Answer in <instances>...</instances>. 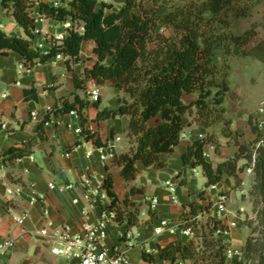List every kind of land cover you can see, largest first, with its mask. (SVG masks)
I'll return each mask as SVG.
<instances>
[{"label":"trees","instance_id":"16d2710c","mask_svg":"<svg viewBox=\"0 0 264 264\" xmlns=\"http://www.w3.org/2000/svg\"><path fill=\"white\" fill-rule=\"evenodd\" d=\"M261 0H126L119 9L106 13L111 5L98 7L99 0H62L50 5L42 0H1L6 14L21 24L27 37L7 34L0 28V54L11 51L23 57V65L32 68L62 55L67 68L73 71L72 62L80 60L82 44L94 41L96 61L78 74L74 71L76 89H86L90 80L99 84L110 82L123 92L117 106L98 108L95 122L128 116L131 147L113 157V164L121 168V175L129 188L120 200L114 176L109 172L103 186L109 195L110 207L116 212L119 223L128 227L139 224L140 212L124 208L135 205L131 195L143 193L133 184L139 174L138 161L155 168L167 165L163 154H172L179 145L185 128L184 115L196 107V120L208 130L203 137L194 139L182 153L183 167L178 173L180 183L186 185L194 169L201 167L207 177L206 186L216 185L226 175L242 182L239 170L253 166V184L249 191L253 218L239 224L250 228V235L242 255L231 259V264H264V150L256 139L241 142V135L232 129V120L226 116L225 101L231 90L230 71L233 58L252 57L264 63V37L249 47L259 33V25L252 23L242 32L233 30L241 19L250 17ZM59 23L73 22L70 34L61 39L52 38L48 51L34 47L35 10ZM83 29V30H82ZM27 98L38 99L36 88L25 90ZM196 99L186 103L184 94ZM89 100L75 95L73 102L64 99L56 105L55 115L75 110L82 122V135L94 139L99 146H107L90 128L87 109ZM44 122L37 128L42 135ZM222 124L221 135L229 138L238 151L216 166L205 156V146L213 145L219 152V135L213 130ZM36 139L23 147L13 146L1 153L4 165L30 156ZM79 144V142L77 143ZM245 160L244 167L239 165ZM108 169V167H107ZM132 183V184H131ZM206 190H200L197 199L186 204L179 218L176 238L159 246L158 254L143 249L142 257L154 264L191 260L193 264H228L226 244L216 236L219 222L209 217L204 226L199 217L209 212L211 205L203 204ZM191 228L194 237L183 239V230Z\"/></svg>","mask_w":264,"mask_h":264},{"label":"crops","instance_id":"0c3cea01","mask_svg":"<svg viewBox=\"0 0 264 264\" xmlns=\"http://www.w3.org/2000/svg\"><path fill=\"white\" fill-rule=\"evenodd\" d=\"M42 1L50 5L62 3V0ZM125 3L126 0H99L98 7L111 5L105 10L106 13H110L119 10ZM0 11L8 15L2 7ZM34 14L36 27L33 46L45 51L51 48L52 38L61 39L68 36L74 27L73 22L59 23L45 17L38 9ZM8 16V24L0 22V28L7 34L27 37L21 24L13 16ZM95 45L92 40L83 42L80 60L72 62L73 71L67 68L65 57H54L47 63H38L32 68L22 69L23 57L19 53L11 51L8 54H0V156L13 146L23 147L31 139H36L30 156L18 159L14 164L4 165L6 180H0V239L14 237L16 244L11 251L1 255L0 264H79L78 260L54 254L52 249L58 245V241L53 236L42 235L40 231L45 227H48L50 233L68 228L72 234H80L84 232L86 223L93 224L99 221L102 206L93 199L85 198L84 173L90 175L96 185L104 181L106 175L111 172L120 200L127 195L129 188L122 178L121 168L113 164L111 157L105 161L100 159L101 153L97 148L102 146L97 145L94 139L86 140L83 137L79 114L68 112L55 115L52 112L56 105H62L64 99L73 102L76 94L82 99H91V91L101 85L112 88L106 97L100 92L101 106L119 104L120 91L110 82L99 84L90 80L86 89H76L74 71L81 74L86 67L94 65ZM230 81L232 82V75ZM32 88H36L38 99L26 97L25 90ZM196 98L194 94L183 95L186 103ZM94 106L89 104L87 109L91 130L96 132L95 137H100L102 142L115 143L112 148L103 146L105 147L103 152L116 155L129 151L131 147L127 137L129 117L122 116L95 122L98 108ZM33 113H36V118L33 117ZM185 115L183 130L185 137L181 138L172 154L162 155L167 163L165 167L155 168L145 165L142 161L137 162L139 174L133 184L144 191L131 195L130 199L135 205H124V208L139 209V224L128 227L126 223H119L117 219L109 222L108 236L104 244L112 255L118 252L125 253L131 264H154L143 259V249L158 254L159 246H165L176 238V232L169 230L156 235L154 227L162 217L169 219L171 224L178 227L185 205L197 199L200 190H206L202 202L205 205L210 204L211 209H214L211 213L214 216L212 218L227 230L223 238L227 248L242 253L250 235V228L239 224L246 218L254 217L250 193L245 188L249 176L252 175L248 174V167L239 170L242 182L238 185L233 176L226 175L218 184L207 187V177L201 167L193 170L194 174L189 177L186 185L180 183L177 175L183 167L182 153L194 139L203 137L208 132L201 122L196 119L188 121ZM245 115L246 113L243 114L242 111L234 114L241 117L237 122L243 124L239 125L235 117H232V111L228 113V117L233 120L232 129L241 135L240 141L250 142L244 134H251L253 141L258 133L246 122ZM256 115L257 123L260 115L258 112ZM46 116L49 118L40 135L37 128L44 122ZM3 123L7 124L6 129L2 127ZM219 140L221 143L219 152L215 151L213 145L205 146L206 158L215 166L234 157L238 151V147L230 142L229 138L220 135ZM88 152L92 154L88 155ZM245 162L241 160L240 167H244ZM168 181L176 187L174 195L176 200L172 198L173 193L167 186ZM49 183L73 186L68 189L50 188ZM8 185L13 189H20L17 199L11 200L7 193ZM238 193L241 194L242 201L249 202L251 207L249 211L240 204ZM222 194H227L230 200L226 204L227 212L219 214L217 201ZM154 196L159 198V203L155 209H151L150 200ZM24 213L26 214L24 222L20 225L17 219ZM202 217L205 216L202 215L199 219ZM233 223L236 225L232 226ZM183 239L187 241L189 238L183 235ZM164 264L193 263L191 260H180L176 263L167 261ZM228 264H231V259L228 260Z\"/></svg>","mask_w":264,"mask_h":264},{"label":"built area","instance_id":"2783aa9c","mask_svg":"<svg viewBox=\"0 0 264 264\" xmlns=\"http://www.w3.org/2000/svg\"><path fill=\"white\" fill-rule=\"evenodd\" d=\"M58 58L63 57L62 55L57 56ZM22 69L26 67L21 65ZM91 96L94 101H97L100 97V91L98 87H95L91 91ZM258 114L260 119L257 121V127L259 133H261V138L258 141L257 145L262 147L264 150V102L258 107ZM71 114H78L75 110L70 111ZM36 113H33V117L36 118ZM2 127L7 128V124L3 123ZM82 131V129L80 130ZM182 137H185V134H182ZM115 146V143H108L106 147L112 148ZM105 147H98L100 151V159L102 161L107 160L109 157L113 159L115 156L113 153L103 152ZM92 152H88V155H91ZM206 156V154H205ZM248 174L253 173V166L248 167ZM0 180H6L5 166L2 162V157L0 156ZM103 182L99 184H94L90 175L87 173L83 174V183L86 188L85 198L93 199L99 205L102 206L101 217L98 222L85 224L84 232L80 234H72L68 228L55 230L53 233H50L48 227L41 229L40 233L44 236H53L57 241L58 245L53 247L52 252L56 255L67 256L71 259L78 260L79 264H131L129 257L123 253L118 252L115 254H110L109 249L104 244V240L108 236V225L110 220L116 219V212L109 205L111 199L107 194L106 189L103 186ZM73 184L57 185L55 183H49L50 188L60 187L61 189L71 188ZM167 186L173 193V200H176L175 192L176 187L171 182H167ZM7 193L10 196L11 200L17 199L20 195V189H13L9 185L7 186ZM229 196L227 194H222L217 201L218 213L223 214L227 212L226 204L229 201ZM78 200H75L77 202ZM159 203V198L154 196L150 200L151 209H155ZM25 213L22 214L17 219V222L22 225L25 218ZM236 223H233L232 226H235ZM176 232L177 226L171 224V221L165 217L159 219L158 224L154 227V232L156 235L161 234L164 231ZM183 235L188 238L194 237V232L191 228L183 230ZM227 234V230L221 226H218L216 229V236L224 238ZM16 244V239L14 237H9L6 239H0V257L1 255L11 251ZM226 255L228 259H232L237 255H242L238 250L232 248H227ZM161 264V263H158Z\"/></svg>","mask_w":264,"mask_h":264},{"label":"rangeland","instance_id":"374dc122","mask_svg":"<svg viewBox=\"0 0 264 264\" xmlns=\"http://www.w3.org/2000/svg\"><path fill=\"white\" fill-rule=\"evenodd\" d=\"M0 22H2L4 25L8 24L9 22V16L2 14L1 11H0ZM252 23H256L259 25L258 28L259 33L249 47L254 45L256 42L260 41L264 37V0H261V2L255 7L253 14L250 17L241 19L240 21L236 22L233 26V30L236 32H242L243 30L248 28ZM2 30L4 31V29ZM230 63H231L230 77L232 75L231 83L233 86H231V90L228 93L224 104L226 107V116L227 118H229L228 113H231L232 111V115H233L232 117H235L236 123L242 125L243 123L237 122V120L240 119L241 117L234 116V114H236L238 111L240 112L242 111L243 114L246 113L245 115L246 122L249 125H254L256 124V116H257L256 112L258 111L257 108L261 105L262 102H264V63L252 57L233 58L230 61ZM98 89L100 92H102L104 97H106L110 94L112 88L109 86L101 85L98 87ZM122 93L123 92L120 91L118 97H122L123 96ZM89 100H90V104L94 106L95 101L92 98ZM100 107L104 108L105 106L100 105ZM196 115H197V109L196 107H192L190 111L186 113L185 117L187 118L188 121L190 120L192 121L196 119ZM237 124H235V127L237 126ZM222 126L223 125L219 123L216 124L213 128V130L216 131L219 136L221 135ZM246 127L247 126L245 125V128ZM244 135L247 137L248 141H251L252 139L251 134L245 133ZM252 180H253V175L249 176L247 180V184L245 188L248 191H250L251 186L253 184ZM237 197L240 201V204L245 206L249 211L251 208L249 202L242 201L240 193L237 194ZM213 210L214 209L212 208L211 211L203 215L205 217H202L198 221V223L205 226L208 223L209 217H214L211 215Z\"/></svg>","mask_w":264,"mask_h":264}]
</instances>
